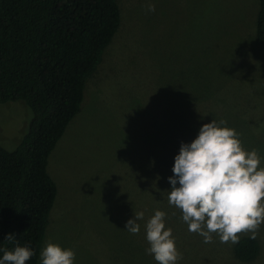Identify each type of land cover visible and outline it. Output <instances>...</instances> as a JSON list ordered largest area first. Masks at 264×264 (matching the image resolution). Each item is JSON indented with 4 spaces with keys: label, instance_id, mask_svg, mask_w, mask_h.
I'll return each mask as SVG.
<instances>
[{
    "label": "rangeland",
    "instance_id": "obj_1",
    "mask_svg": "<svg viewBox=\"0 0 264 264\" xmlns=\"http://www.w3.org/2000/svg\"><path fill=\"white\" fill-rule=\"evenodd\" d=\"M117 1L120 29L87 81L80 113L49 157L58 194L43 247L51 241L73 249L74 264H157L145 251V224L161 210L181 254L177 264H264V223L256 234L259 258L242 263L234 244L215 233L204 243L168 203L181 142H191L213 119L234 128L264 167L259 1ZM31 117L23 102L0 104L5 149L18 147ZM140 211V231L124 230Z\"/></svg>",
    "mask_w": 264,
    "mask_h": 264
},
{
    "label": "trees",
    "instance_id": "obj_2",
    "mask_svg": "<svg viewBox=\"0 0 264 264\" xmlns=\"http://www.w3.org/2000/svg\"><path fill=\"white\" fill-rule=\"evenodd\" d=\"M256 39L264 49V0ZM121 26L117 0H0V104L31 110L15 150L0 144V247L29 245L39 264L58 187L49 157L81 111L87 81L103 62ZM15 241H7V234ZM244 236L234 257L254 262L260 241ZM2 255V253H0Z\"/></svg>",
    "mask_w": 264,
    "mask_h": 264
},
{
    "label": "clouds",
    "instance_id": "obj_3",
    "mask_svg": "<svg viewBox=\"0 0 264 264\" xmlns=\"http://www.w3.org/2000/svg\"><path fill=\"white\" fill-rule=\"evenodd\" d=\"M149 11H155L152 3ZM261 157L256 149L243 148L234 128L223 119L203 124L196 137L181 142L174 157L173 175L168 177L171 190L168 203L181 211V219L190 232L203 237L204 243L215 233L221 243L239 242L238 233H251L255 239L264 223V167H258ZM165 212L155 210L145 224V251L157 264H177L181 254L176 247L172 229L165 225ZM144 213L134 212L125 223L131 234L140 231L137 221ZM7 241H15L7 234ZM0 264H26L34 250L17 244L8 250L0 247ZM75 252L59 244L46 242L40 251V264H74Z\"/></svg>",
    "mask_w": 264,
    "mask_h": 264
}]
</instances>
